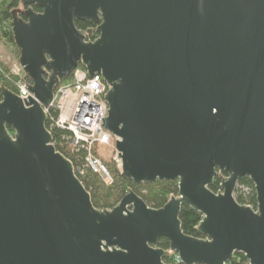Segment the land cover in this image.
Here are the masks:
<instances>
[{
  "label": "water",
  "instance_id": "obj_1",
  "mask_svg": "<svg viewBox=\"0 0 264 264\" xmlns=\"http://www.w3.org/2000/svg\"><path fill=\"white\" fill-rule=\"evenodd\" d=\"M19 4L10 28L31 96L1 86L0 264H165L161 237L183 264H226L235 252L264 264V0ZM76 21L96 24L97 38ZM78 65L108 84L102 125L120 138L121 174L177 182L162 207L129 190L96 208L53 145L42 105ZM241 177L255 208L234 197ZM184 205L200 212L203 238L183 232Z\"/></svg>",
  "mask_w": 264,
  "mask_h": 264
},
{
  "label": "built area",
  "instance_id": "obj_2",
  "mask_svg": "<svg viewBox=\"0 0 264 264\" xmlns=\"http://www.w3.org/2000/svg\"><path fill=\"white\" fill-rule=\"evenodd\" d=\"M8 75L14 79L16 91L13 92L22 100L31 96L27 88L31 81L23 77L25 72L19 62ZM64 80L55 87L51 102L47 106L42 105L49 132L59 129L68 133L52 143L65 146L70 152L83 150V169L97 174L105 185H112L114 175L104 160L109 158L121 173L122 159L116 149V140L120 138L102 125V118L108 114L105 100L108 84L100 74L90 76L80 65ZM83 169H77L80 175ZM168 251L169 256L163 260L165 264H183L177 252Z\"/></svg>",
  "mask_w": 264,
  "mask_h": 264
},
{
  "label": "trees",
  "instance_id": "obj_3",
  "mask_svg": "<svg viewBox=\"0 0 264 264\" xmlns=\"http://www.w3.org/2000/svg\"><path fill=\"white\" fill-rule=\"evenodd\" d=\"M19 0H0V37L7 43L14 45L18 52L19 48L14 43V38L10 28L11 10L18 7ZM35 11H41L39 7L34 6ZM76 26L79 29L86 30L87 27H93L92 32L87 34V40H94L98 36V32L95 31L96 24L88 23L84 21H76ZM83 67L82 65H80ZM46 76V75H45ZM65 80L59 81V83ZM14 79L11 78L7 70L0 65V100H1V86L7 87L11 91H16L13 84ZM48 127V122H46ZM8 131L13 134V130L9 127ZM68 134L66 131L54 129L51 131L52 141L60 140L63 135ZM56 150L61 152L66 158H68L75 170V174L82 182L86 190L90 193L93 205L100 210H108L113 208L121 200L124 194L129 190L134 191L139 195L145 203L152 208L162 207L172 196H176L178 193V186L175 180H163L155 182H144L141 184H134L131 180L124 177L119 173L112 164L109 167L113 172L114 181L112 185H105L101 178L91 172L88 169H83L84 163V151L70 152L65 146L60 147L54 144ZM77 169H83L84 172L80 175ZM225 173L217 170L216 175L213 178V182L210 185V189L217 193L221 191V183ZM234 197L240 204L249 205L253 208L256 207V194L252 181L248 177H241L237 181V186L234 191ZM181 222V228L187 235L203 238V234L198 232L196 227L201 220V214L191 205H184L181 207L179 214ZM157 246L165 250H169V240L166 237L158 239ZM226 264H248L244 254L242 252H235L230 260Z\"/></svg>",
  "mask_w": 264,
  "mask_h": 264
},
{
  "label": "rangeland",
  "instance_id": "obj_4",
  "mask_svg": "<svg viewBox=\"0 0 264 264\" xmlns=\"http://www.w3.org/2000/svg\"><path fill=\"white\" fill-rule=\"evenodd\" d=\"M18 58L19 52L17 48L0 37V65L7 70V73H10L12 67L18 63ZM104 161L109 167H112L109 158L106 157Z\"/></svg>",
  "mask_w": 264,
  "mask_h": 264
},
{
  "label": "flooded vegetation",
  "instance_id": "obj_5",
  "mask_svg": "<svg viewBox=\"0 0 264 264\" xmlns=\"http://www.w3.org/2000/svg\"><path fill=\"white\" fill-rule=\"evenodd\" d=\"M88 29H93V27H87L86 30H88ZM95 31H96V28H95Z\"/></svg>",
  "mask_w": 264,
  "mask_h": 264
}]
</instances>
